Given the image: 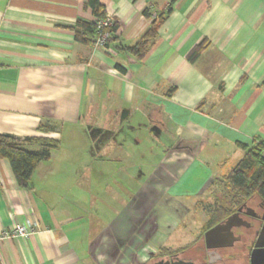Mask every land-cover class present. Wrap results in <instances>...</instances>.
<instances>
[{"label":"crops","instance_id":"obj_1","mask_svg":"<svg viewBox=\"0 0 264 264\" xmlns=\"http://www.w3.org/2000/svg\"><path fill=\"white\" fill-rule=\"evenodd\" d=\"M87 1L0 0V135L59 143L27 190L0 160V232L36 229L0 264H146L169 251L174 200L264 148V0H100L106 50L75 38ZM146 10L167 15L139 59Z\"/></svg>","mask_w":264,"mask_h":264},{"label":"trees","instance_id":"obj_2","mask_svg":"<svg viewBox=\"0 0 264 264\" xmlns=\"http://www.w3.org/2000/svg\"><path fill=\"white\" fill-rule=\"evenodd\" d=\"M152 1L158 2L159 0ZM86 7L92 9V13L94 17H96V20H102L107 15L100 0H88ZM144 15L148 19L153 17L149 10H146ZM166 15L167 13L157 14L146 34L141 37L134 47L128 48L127 51L137 58L142 59L146 55L151 43L156 39L159 29L165 21ZM118 29V23H115V25L109 29V32L113 35L112 41L116 40L114 34ZM96 35V21L92 24L78 21L75 33L77 41L86 44L91 43L93 45V40ZM205 49L206 45L204 43L197 46L189 55V60L192 63H195ZM119 69L123 71L122 68ZM39 131L50 132L52 131V128L41 125ZM58 146L59 143L57 141L43 137H33L20 140L14 136L0 135V160H6L9 162L18 186L27 190L30 189V182L38 165L41 162L48 160L51 157V151ZM34 148L39 149L34 150ZM245 150L246 155L239 164L228 175L215 179L209 188L210 191L215 187L217 188L219 185L222 186L223 192L219 195V201L224 202L225 205H220L213 212L208 223L203 227L202 233L217 223L221 217L230 214L239 202H245L251 197L259 198L264 202V148L258 146L253 149ZM189 247L190 245L174 252L163 250L158 255L165 256L170 253L181 252Z\"/></svg>","mask_w":264,"mask_h":264},{"label":"flooded vegetation","instance_id":"obj_3","mask_svg":"<svg viewBox=\"0 0 264 264\" xmlns=\"http://www.w3.org/2000/svg\"><path fill=\"white\" fill-rule=\"evenodd\" d=\"M239 214V218L233 221L232 232L239 241L235 242L231 248H218L214 251L206 248L205 239V253L203 260L198 262L196 259H184L183 255L188 249L170 253L165 256H156L146 264H166V262H176L179 260L193 262L195 264H209L211 260L212 264H251V254L255 249V244L258 237L264 228V202L256 197H251L245 202H239L234 210L221 217V219L212 225L208 230L214 226L224 223L230 216ZM206 230L203 235L208 231ZM218 255L222 256V261H218Z\"/></svg>","mask_w":264,"mask_h":264},{"label":"rangeland","instance_id":"obj_4","mask_svg":"<svg viewBox=\"0 0 264 264\" xmlns=\"http://www.w3.org/2000/svg\"><path fill=\"white\" fill-rule=\"evenodd\" d=\"M222 190L219 185L203 196L174 200L172 219L175 228L171 240L164 247H169V251L174 252L190 245L183 258L202 261L205 253L203 227L213 212L220 205H225L219 201Z\"/></svg>","mask_w":264,"mask_h":264},{"label":"water","instance_id":"obj_5","mask_svg":"<svg viewBox=\"0 0 264 264\" xmlns=\"http://www.w3.org/2000/svg\"><path fill=\"white\" fill-rule=\"evenodd\" d=\"M239 218V214H234L230 216L224 223L218 224L208 230L205 235V244L208 250L214 251L218 248H231L234 246L235 242L239 241L232 232V224ZM222 256L218 255V261H222ZM251 264H264V228L262 229L258 240L255 244V249L251 254ZM211 260L209 264H212ZM166 264H195L193 262L179 260L176 262L168 261ZM226 264V263H221Z\"/></svg>","mask_w":264,"mask_h":264},{"label":"built area","instance_id":"obj_6","mask_svg":"<svg viewBox=\"0 0 264 264\" xmlns=\"http://www.w3.org/2000/svg\"><path fill=\"white\" fill-rule=\"evenodd\" d=\"M154 18L155 15L152 19ZM96 23L97 35L93 40V46L97 49L106 50L113 39V35L109 32V29L115 25V19L112 16L106 15L104 19L96 20ZM35 232L36 229L30 226H18L14 229H3L0 232V244L9 239L29 238L33 236Z\"/></svg>","mask_w":264,"mask_h":264}]
</instances>
